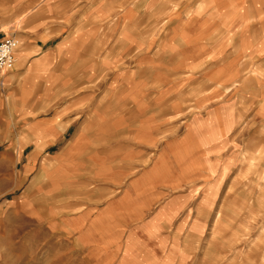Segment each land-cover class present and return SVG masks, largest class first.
Returning a JSON list of instances; mask_svg holds the SVG:
<instances>
[{
    "label": "rangeland",
    "instance_id": "obj_1",
    "mask_svg": "<svg viewBox=\"0 0 264 264\" xmlns=\"http://www.w3.org/2000/svg\"><path fill=\"white\" fill-rule=\"evenodd\" d=\"M200 1L118 6L96 28L98 35H142L144 46L138 56L132 53L125 60L127 74L113 82L116 87L122 84L141 110L129 112L127 131L113 133L112 150L115 155L126 148L137 163L129 182L144 168L143 175L148 172L152 183L141 187L142 201L129 200L143 211L123 227L122 251H117L116 235L112 236V262L126 248L134 250L128 255L132 259H152L159 253L158 243H167L169 231L175 243L172 259L190 258V264H264V57L243 55L235 39L239 32L263 39L264 27L256 10L248 12L245 6L236 11L233 0H227L228 6H200ZM262 4L264 0H255V6ZM238 17L244 18L241 27L232 24ZM200 36L205 47L219 43L221 51L212 46L215 50L199 59L204 47L189 44ZM98 79L105 82L108 77ZM118 89L112 90L113 112L119 104ZM156 118L160 120L155 128L161 132L152 136L145 129H153L147 126ZM142 139L149 145L136 150L133 143ZM163 162L166 170H150ZM10 195L0 196L3 216L7 205L2 206ZM168 211L173 217L168 228H162L159 213ZM206 212L204 229L195 228ZM19 225L27 234L3 236L9 264L88 263L77 234H60L35 220Z\"/></svg>",
    "mask_w": 264,
    "mask_h": 264
},
{
    "label": "crops",
    "instance_id": "obj_2",
    "mask_svg": "<svg viewBox=\"0 0 264 264\" xmlns=\"http://www.w3.org/2000/svg\"><path fill=\"white\" fill-rule=\"evenodd\" d=\"M233 1L236 11L245 6L248 12L256 10L264 27V4ZM165 2L170 6L172 0H0V37L14 33L19 41L13 66L0 72V196L11 194L2 206L7 205L6 216L0 211V264H9V247L3 236L27 234V228L19 223L31 220L60 234H77L81 248L87 251V264L192 261L172 259L175 243L169 231L167 243H158L155 250L159 253L152 259H132L128 255L134 250L128 248L116 261L109 257L112 236H117L114 244L122 251L125 244L121 247L124 240L119 236L125 232L123 227L138 220L143 211L129 200H141V187H149L152 179L148 172L143 175L142 168L129 182L137 163L129 158L126 148L117 149L115 155L112 150L113 133L127 131L129 112L141 110L138 100L129 98L122 84L116 87L113 82L127 74L125 60L144 49L143 36L98 35L96 28L115 7L164 6ZM226 5L227 0L200 1V6ZM232 24L241 27L244 18L238 17ZM235 39L243 55L262 53L264 57V38L242 37L239 32ZM191 41L194 44L189 48L204 47L199 59L214 48L217 52L222 49L219 43L205 47L203 36ZM101 75L107 76V81H99ZM113 87L120 92L114 112ZM262 93L264 96V89ZM160 118L148 124L154 129L146 128L148 134L161 132L155 128ZM136 131L133 129L132 135ZM135 145L138 150L149 143L142 139ZM159 165L150 170H166L164 162ZM168 213H159L162 228H168L165 226L173 217ZM207 215L199 217L195 228L204 229ZM157 228H152V233Z\"/></svg>",
    "mask_w": 264,
    "mask_h": 264
},
{
    "label": "built area",
    "instance_id": "obj_3",
    "mask_svg": "<svg viewBox=\"0 0 264 264\" xmlns=\"http://www.w3.org/2000/svg\"><path fill=\"white\" fill-rule=\"evenodd\" d=\"M18 40L13 35H4L0 37V72L10 69L16 59L15 49Z\"/></svg>",
    "mask_w": 264,
    "mask_h": 264
}]
</instances>
